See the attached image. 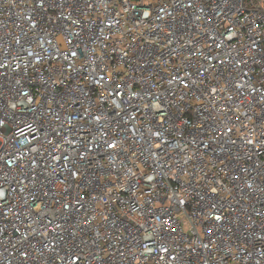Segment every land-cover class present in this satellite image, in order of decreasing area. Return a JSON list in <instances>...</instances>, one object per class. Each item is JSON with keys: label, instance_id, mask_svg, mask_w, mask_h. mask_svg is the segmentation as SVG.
Segmentation results:
<instances>
[{"label": "built area", "instance_id": "2783aa9c", "mask_svg": "<svg viewBox=\"0 0 264 264\" xmlns=\"http://www.w3.org/2000/svg\"><path fill=\"white\" fill-rule=\"evenodd\" d=\"M0 264H264V0H0Z\"/></svg>", "mask_w": 264, "mask_h": 264}, {"label": "snow or ice", "instance_id": "6c2138e0", "mask_svg": "<svg viewBox=\"0 0 264 264\" xmlns=\"http://www.w3.org/2000/svg\"><path fill=\"white\" fill-rule=\"evenodd\" d=\"M3 125H4V121L0 120V128H2ZM2 195H3V193H0V196H2Z\"/></svg>", "mask_w": 264, "mask_h": 264}]
</instances>
